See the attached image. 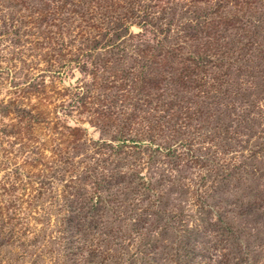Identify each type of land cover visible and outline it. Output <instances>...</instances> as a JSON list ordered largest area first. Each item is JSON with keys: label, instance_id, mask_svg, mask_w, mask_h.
<instances>
[{"label": "rangeland", "instance_id": "1", "mask_svg": "<svg viewBox=\"0 0 264 264\" xmlns=\"http://www.w3.org/2000/svg\"><path fill=\"white\" fill-rule=\"evenodd\" d=\"M194 2L155 7L173 38L131 24L60 49L0 0V264H264V65L216 105L181 86L165 56Z\"/></svg>", "mask_w": 264, "mask_h": 264}, {"label": "trees", "instance_id": "2", "mask_svg": "<svg viewBox=\"0 0 264 264\" xmlns=\"http://www.w3.org/2000/svg\"><path fill=\"white\" fill-rule=\"evenodd\" d=\"M10 1L16 8H26V15L17 22L20 28H25V33L34 38L40 37L45 43L52 41L60 49L65 42L70 43L80 34L76 35L75 32L83 31L91 37L93 31L104 27L102 29L110 28L115 34L123 32L126 35L130 33L127 25L131 24L147 25L153 27L158 35L166 34L164 38L168 39L169 34L173 38L169 21L163 22L165 15H169V5L163 9L159 6L161 16H156L157 11L154 12L158 2L166 4L168 0ZM194 1L196 3L187 6L190 9L188 17L177 23L178 27L174 30L178 35L177 41L171 42L172 47L170 51L167 50L165 57H169V69L177 68L181 71L180 75L184 76L182 80L186 79L187 82L181 86L188 87V90L197 89L205 100L216 105L221 98L230 95L233 88L239 86V74L254 70L261 63L264 65V0ZM121 3L130 12L124 14L120 29L110 27L106 24L108 20L105 21L107 12L103 11L110 8L111 4L117 6ZM14 7L11 8L14 14L22 13ZM131 19L136 22L131 23ZM158 22L154 27L153 24ZM120 36L122 34L116 35L117 38ZM88 37L85 38L87 43L90 42ZM131 54L145 59L135 50ZM171 84L177 85L174 78ZM200 101L197 104H202L203 100ZM28 234V230L20 226L19 231L12 229L10 235L14 245L25 250L23 242L27 241Z\"/></svg>", "mask_w": 264, "mask_h": 264}]
</instances>
